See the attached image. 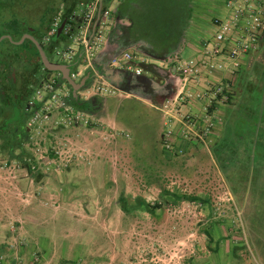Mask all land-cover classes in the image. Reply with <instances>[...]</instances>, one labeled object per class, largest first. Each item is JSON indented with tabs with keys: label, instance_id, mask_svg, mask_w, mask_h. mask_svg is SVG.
<instances>
[{
	"label": "rangeland",
	"instance_id": "1",
	"mask_svg": "<svg viewBox=\"0 0 264 264\" xmlns=\"http://www.w3.org/2000/svg\"><path fill=\"white\" fill-rule=\"evenodd\" d=\"M72 1L20 0L6 7L4 19L32 26L46 14L61 15ZM255 3L264 16V0ZM224 6L225 0H191L188 36L195 40L202 31H214L211 19L219 18ZM114 34L122 39L117 31ZM6 37L9 43H0V52L4 49L6 56L24 50L22 56L30 61L33 49L22 47L27 40ZM71 45L69 39L58 38L56 49ZM45 54L65 65L54 51ZM263 56L264 33L239 72L246 71L249 62H264ZM190 57L185 52L183 60ZM28 63L11 61L10 71L0 66V92L6 90L9 72L17 84L24 83L21 94L35 86L45 71L35 57ZM78 71L77 83L87 73L83 66ZM167 78L161 72L149 80L114 72L105 79L115 89L112 94L96 91L91 79L77 92V100L89 105V111L79 110L90 119L89 126L46 130L34 138L28 133L19 144L7 142L8 130L0 129V213L32 216L44 238L54 239L72 264H264L258 252L264 253V118L253 119L251 126L237 122V129L248 130L253 144L251 175L245 189L229 184L211 147L222 137L229 111L239 101L233 82L227 101H214L204 112L213 117V126L201 141L196 135L208 125L206 117L196 123L189 139L182 136L181 124L176 123L179 131L175 123L166 125L160 108L175 92L172 83L163 86ZM0 106L1 126L11 111ZM169 127L171 146L166 148ZM6 129L14 133L15 126ZM30 181L41 182L40 187ZM18 225V220L9 222V227ZM38 255L33 252L29 264L39 262Z\"/></svg>",
	"mask_w": 264,
	"mask_h": 264
},
{
	"label": "built area",
	"instance_id": "2",
	"mask_svg": "<svg viewBox=\"0 0 264 264\" xmlns=\"http://www.w3.org/2000/svg\"><path fill=\"white\" fill-rule=\"evenodd\" d=\"M77 1L81 20L76 22L74 18L75 26L65 22L61 35L69 39L72 45L64 50L55 48L53 51L59 60L72 69L69 74L72 80L78 79V68L83 66L86 71L91 72L96 91L101 94H112L115 89L106 83L102 74L94 70V61L106 44L105 30L112 20V13L109 9L101 11L102 0ZM225 7L228 15L212 20L215 31L205 41L199 56L187 60L175 58L171 62L180 81V87L175 97L167 100L160 111L167 126L175 122L181 124L182 136L186 139H189V136L194 134V129H197L196 121L192 116L177 111V117H174L173 109L183 102L206 100L203 107L206 112L207 108L217 101H227L229 93L227 81L235 78L246 57L258 50L264 33L263 11L256 5L255 0H226ZM58 26L59 18H56L50 31L43 38V43H49ZM142 63L138 52L125 50L112 57L106 67L139 78L144 74ZM216 73L226 75L225 83L223 82L225 85L211 81ZM198 85L205 86L199 92L189 90L190 86ZM71 101L70 90L59 74H42L26 97L23 109L24 126L31 134V138L40 136L46 130L89 126L90 119L76 109ZM205 116L208 125L202 127L200 135H196L201 141L210 135L213 126L211 116L207 117L206 113ZM171 136L172 130L169 127L164 135L166 148L171 146Z\"/></svg>",
	"mask_w": 264,
	"mask_h": 264
},
{
	"label": "trees",
	"instance_id": "3",
	"mask_svg": "<svg viewBox=\"0 0 264 264\" xmlns=\"http://www.w3.org/2000/svg\"><path fill=\"white\" fill-rule=\"evenodd\" d=\"M164 1L167 2L168 5H171V3H174L173 1H176L177 4L182 0H159V2H157L158 7H125L127 15L129 16L130 26L125 29L120 27V32H122V40L126 42H141L142 44L140 45L139 49L143 51L152 49L154 52L152 53L150 50L149 53L154 56H158L157 54L159 53L161 56L167 53L170 54L171 52L166 47H173L176 45L178 46L177 42L179 43V39L182 36L181 33L184 28L185 20L190 14V10L189 7H162ZM104 2L105 0H102L101 11L108 8L105 6ZM187 2L188 0H184L185 6H187ZM19 3L20 0H0V37L3 38L8 36L12 41L16 42L19 41L25 34H28L34 37L41 44L44 52H52L56 48L57 43V40H54L55 34L50 39L49 43L46 44L47 46H45V43L43 44V38L46 36L47 32L50 31L56 18H59V25L65 21L66 24L75 26L73 19L75 18L74 13L78 7L77 0L72 1L70 10H64V12H61V15L58 14L59 11L46 14L45 17H41L40 21H35L36 24L33 23L32 26H25L21 21L9 23L7 22V18L4 19V13H6L8 10L6 7H9L10 5L16 6V4ZM54 13L55 15H52ZM133 13L136 14L135 18L132 15ZM28 30H34V35H36L33 36V34L28 32ZM39 31L45 32L43 37L37 36ZM7 39L3 38L0 43H2L4 40L9 43V40ZM60 39L64 40L65 38L61 36ZM25 45H28L29 48L31 47L34 51V55L31 56L30 61L22 56L24 50L22 52H12L13 54H10L9 52V54L12 55L11 61L19 63L29 62L28 64H31L33 58L35 57L40 62V58L35 46L29 40L24 42L22 47ZM165 48L167 50L164 53L161 50ZM157 50H160V52H157ZM2 52H4V49H2L0 52V66L9 68L11 64H7L8 66L3 65L4 58ZM252 62L248 64L246 71L238 72L233 81H227L228 85L233 82L232 85L234 86L235 91L237 90L236 92L239 95V101L235 104V108L229 111V115L225 121V128L222 133V137L211 147V153L227 182L229 184H236L241 187L248 183L250 179L253 154L251 148L253 144H251V141L249 140V135L247 134L248 130L237 129L238 126L236 124L237 122H246L247 125L251 126L250 123L253 121V119H260L261 121H259L263 122L264 118V62ZM43 70L45 73H51L45 69ZM96 70L99 73L102 72L99 68H96ZM71 71L72 69L68 67L69 74ZM91 78V72L87 71L86 75L79 81L80 89L87 86L91 82ZM30 91L31 89H27L23 95V100L18 97V99L14 101L9 100L3 91L0 92V104L3 106H8L11 111L9 116L0 126L2 131L8 130L6 133L8 136H10V140L7 142L16 140L17 144H19L21 138L28 134V131L24 126L25 117L23 114V109L25 99ZM71 99V104L76 109L89 111L88 104L83 102L80 103L78 100L75 101L72 95ZM0 110H3L1 106ZM11 124L15 126L14 133L10 129H6ZM182 199L190 202L199 201L203 203V201H200L196 197H184ZM257 242L259 241L257 240L256 244ZM258 252L259 255L264 254L259 250Z\"/></svg>",
	"mask_w": 264,
	"mask_h": 264
},
{
	"label": "crops",
	"instance_id": "4",
	"mask_svg": "<svg viewBox=\"0 0 264 264\" xmlns=\"http://www.w3.org/2000/svg\"><path fill=\"white\" fill-rule=\"evenodd\" d=\"M157 2H159V0H105L104 4L106 7H108L107 9H109L111 13H113V19L106 27V44L94 61V70L97 71L96 68L101 69L102 72L100 74H102L105 79H109V77H111L112 74H114V72L116 71H113L106 67L108 61L112 59V57L119 55L122 51H136L139 53V56L143 61L142 68L144 70V74L141 77L149 80L151 75L158 74L159 72H161L162 74H167L168 77L172 78L173 80L169 81L170 78H167L163 86H165L168 82L172 83V90L175 91V97L180 87V81L178 80V76L176 75L171 62L175 58L183 59V55L185 52L190 53V58L199 56V53L202 50V46L204 45L205 41L209 39L215 31V28L211 23V20H213L214 18L210 20L211 26L214 28V31L212 30V32H210V34L208 35H205V32L202 31L201 36L194 40L188 36V33H186V30H188V27L190 26L192 20L191 14H189L185 20L184 28L181 33L182 36L180 37V39L178 38V46L176 45L173 47H166L171 53L169 54L166 52L167 54H164L162 56L160 55V53L157 54L158 56L150 54V50L152 53L154 52V50L152 49L147 51L140 50L139 48L142 44L141 42H126L121 38L119 39V37L117 36L114 37V31H117L119 33V36H122V32H120V27L125 29L130 26L129 16L127 15L125 7H158ZM173 2L174 3H171V5H168V3L164 1L162 7H189L190 10L191 0H188L187 6H185L184 0L177 4L176 1ZM70 6L71 5L65 6L64 10H70ZM112 7H114L113 10ZM219 12L221 15L219 18H223L228 15L225 6L222 7V10H219ZM75 15L76 22H79L81 20V16L78 14L77 9L75 11ZM37 34L38 37H43L45 32L39 31ZM166 48L162 49L161 51L165 53V51L167 50ZM157 52H160V50H157ZM107 58L109 59L108 61H106ZM224 78H226L225 74L216 73L211 79V81L213 83H221L224 82ZM204 86L205 85H198L196 87L190 86L189 90L191 92H199V90L204 88ZM204 105H206V100H194L190 102H183L177 105L176 109H173L172 115L174 117H177V112L180 114H188L192 116L193 119H196V123H198L202 118L206 117L203 110V107H205ZM208 116L210 115H207V117ZM210 118L212 119L213 117ZM176 123L177 122H175L176 130L179 131L181 127ZM17 182L18 181H16V183ZM30 184L35 185V187H40L41 182L30 181ZM242 188L245 189L244 187ZM261 189H264V187H262ZM15 220L19 221V225L17 227H9V222H15ZM39 228L40 224L36 221V219L28 215L27 213H23L21 215H15L14 213L9 211H6V213H0V264H11L12 262H20V264H29L28 261L32 259L33 252L35 251L39 254L38 256L40 257L39 262L35 264H72L69 262L70 257L67 256L68 254H65L57 248V243L54 242V239L48 240L44 238V235L42 234L41 230H38ZM260 256L262 257L261 260L264 262V254ZM76 259L77 258L75 257V259H72V261L75 262Z\"/></svg>",
	"mask_w": 264,
	"mask_h": 264
},
{
	"label": "water",
	"instance_id": "5",
	"mask_svg": "<svg viewBox=\"0 0 264 264\" xmlns=\"http://www.w3.org/2000/svg\"><path fill=\"white\" fill-rule=\"evenodd\" d=\"M64 27H65V21H63L56 28L54 40H57L58 38L61 37ZM3 38H7V37L5 36ZM23 39L29 40L35 46L43 68L48 72L58 73L61 76V79L71 88L72 97L75 101H77V92L80 89V83L79 82L77 83L70 78L67 65L51 62L47 58L44 50L42 49L41 44L34 37L30 35H25Z\"/></svg>",
	"mask_w": 264,
	"mask_h": 264
},
{
	"label": "flooded vegetation",
	"instance_id": "6",
	"mask_svg": "<svg viewBox=\"0 0 264 264\" xmlns=\"http://www.w3.org/2000/svg\"><path fill=\"white\" fill-rule=\"evenodd\" d=\"M28 32H30L31 34H33V32H31V31H29L28 30ZM36 35V34H35ZM8 53H9V51H8ZM8 53H6V56L5 55H3V58H4V61H3V65H5V66H8V65H10L11 63H7V62H11V56L12 55H7ZM6 59V60H5ZM8 64V65H7ZM11 67L12 66H10L9 68H5L4 66H3V68H5V69H7V70H9V69H11ZM10 71V70H9ZM1 72L2 71H0V74H1ZM3 76H5V75H2V77ZM14 76H13V73H11V72H9L8 74H7V76H6V82L7 83H4V85L6 86V90H4L3 91V93H5L6 95H7V97L9 98V100H11V101H14V100H16V99H18V97L19 98H21L22 100H23V95H24V93L25 92H22V94L20 93L21 92V90L20 89H23V87L22 86H24V83H21V84H17L16 82H15V79L13 78ZM24 77H26V76H24ZM28 77V76H27ZM22 79H23V82H24V78L22 77Z\"/></svg>",
	"mask_w": 264,
	"mask_h": 264
}]
</instances>
